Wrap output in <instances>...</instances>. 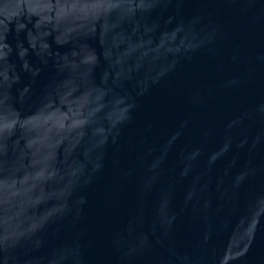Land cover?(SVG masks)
I'll return each instance as SVG.
<instances>
[{
    "label": "water",
    "instance_id": "obj_1",
    "mask_svg": "<svg viewBox=\"0 0 264 264\" xmlns=\"http://www.w3.org/2000/svg\"><path fill=\"white\" fill-rule=\"evenodd\" d=\"M0 264H264V0H0Z\"/></svg>",
    "mask_w": 264,
    "mask_h": 264
}]
</instances>
